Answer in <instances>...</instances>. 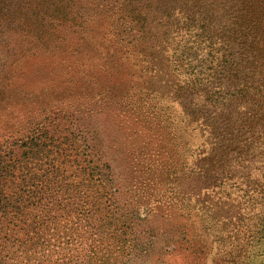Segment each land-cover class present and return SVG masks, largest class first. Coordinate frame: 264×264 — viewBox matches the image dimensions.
<instances>
[{"label": "trees", "instance_id": "trees-1", "mask_svg": "<svg viewBox=\"0 0 264 264\" xmlns=\"http://www.w3.org/2000/svg\"><path fill=\"white\" fill-rule=\"evenodd\" d=\"M105 11L124 58L108 74L131 79L142 134L135 176L117 179L97 131L67 116L1 136L0 264H134L158 232L174 264H264V0Z\"/></svg>", "mask_w": 264, "mask_h": 264}, {"label": "rangeland", "instance_id": "rangeland-1", "mask_svg": "<svg viewBox=\"0 0 264 264\" xmlns=\"http://www.w3.org/2000/svg\"><path fill=\"white\" fill-rule=\"evenodd\" d=\"M29 3V9L24 2L0 3L5 8L0 11V137L22 135L54 116H67L81 128L97 131L117 179L128 184L135 176L129 169L138 160L142 134L123 107L131 79L123 72L108 74L124 60L118 51L119 29L110 25L119 12L105 11L106 0ZM139 212L146 215L144 205ZM169 242L158 232L153 249L134 264L142 259L139 264L179 261L183 253L170 254Z\"/></svg>", "mask_w": 264, "mask_h": 264}]
</instances>
